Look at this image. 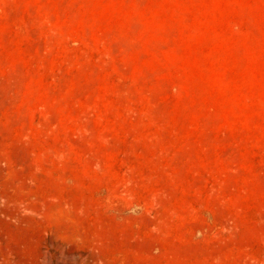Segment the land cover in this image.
<instances>
[{
    "label": "rangeland",
    "instance_id": "obj_1",
    "mask_svg": "<svg viewBox=\"0 0 264 264\" xmlns=\"http://www.w3.org/2000/svg\"><path fill=\"white\" fill-rule=\"evenodd\" d=\"M0 264H264V0H0Z\"/></svg>",
    "mask_w": 264,
    "mask_h": 264
}]
</instances>
